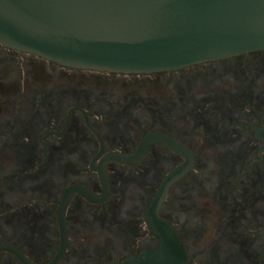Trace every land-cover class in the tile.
Segmentation results:
<instances>
[{
	"label": "flooded vegetation",
	"instance_id": "flooded-vegetation-1",
	"mask_svg": "<svg viewBox=\"0 0 264 264\" xmlns=\"http://www.w3.org/2000/svg\"><path fill=\"white\" fill-rule=\"evenodd\" d=\"M154 215L192 264H264V48L125 72L0 41V264H121Z\"/></svg>",
	"mask_w": 264,
	"mask_h": 264
},
{
	"label": "water",
	"instance_id": "water-1",
	"mask_svg": "<svg viewBox=\"0 0 264 264\" xmlns=\"http://www.w3.org/2000/svg\"><path fill=\"white\" fill-rule=\"evenodd\" d=\"M0 41L73 67L174 69L264 48V0H0ZM152 219L159 244L121 264H192Z\"/></svg>",
	"mask_w": 264,
	"mask_h": 264
}]
</instances>
